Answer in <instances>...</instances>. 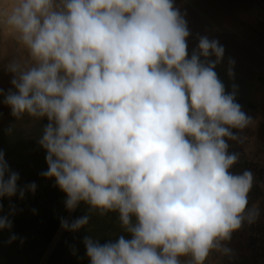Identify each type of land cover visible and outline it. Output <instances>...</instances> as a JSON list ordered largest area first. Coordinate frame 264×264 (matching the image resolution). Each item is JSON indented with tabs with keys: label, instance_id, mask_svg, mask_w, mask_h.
<instances>
[{
	"label": "clouds",
	"instance_id": "obj_1",
	"mask_svg": "<svg viewBox=\"0 0 264 264\" xmlns=\"http://www.w3.org/2000/svg\"><path fill=\"white\" fill-rule=\"evenodd\" d=\"M0 29L27 54L6 65L15 91L4 103L17 120L47 118L41 175L55 179L69 212L88 206L62 229L116 212L130 236H86L90 264H205L229 253L224 242L257 213L244 215L253 175L229 172L239 156L226 138L253 120L214 70L225 52L218 40L199 37L189 58L173 0H3ZM19 178L0 152V199L17 195ZM14 214L0 216V230Z\"/></svg>",
	"mask_w": 264,
	"mask_h": 264
},
{
	"label": "rangeland",
	"instance_id": "obj_2",
	"mask_svg": "<svg viewBox=\"0 0 264 264\" xmlns=\"http://www.w3.org/2000/svg\"><path fill=\"white\" fill-rule=\"evenodd\" d=\"M0 3H3V0H0ZM188 17L196 26V30H189L190 35L187 38L189 58L197 49L199 37L206 36L209 40H218L225 52L223 60L214 70L224 84L225 92L231 93L235 90V101L244 106V50L248 53L252 51L251 45L255 46L259 40H264V31L245 32L256 40L244 41L246 38L244 30L227 29L225 23L227 17L224 15L219 17L222 23L218 25L210 23L208 21L210 16L206 14ZM194 42H197V45L188 44ZM26 55L13 36L0 29V152L5 154L10 169L17 172L20 177L17 182V195L0 199L2 205L0 216H8L11 208H15V214L9 216L12 220L11 230H0V264H90L83 243L86 236L97 239L101 244L115 241L120 235H125L126 238L130 236L120 227L116 212H109L104 216L94 213L91 215L89 225L78 231L62 229V219L66 220L69 217L67 221L71 223L88 214V206L81 203L74 211L69 212L65 207L66 194L56 186L55 179L41 175L47 171L48 166L45 160L46 150L38 141L44 126L48 123L47 118L36 120L25 115L17 120L11 114L10 107L4 103L5 95L10 90L15 91L11 84L13 74L7 71L6 65L11 59L26 58ZM229 60L235 62L232 66L233 77L228 75ZM233 150L236 149H231V154ZM232 167L229 169L231 174ZM32 183L36 185L34 193L27 188ZM19 189L25 190L23 199L19 197ZM34 221L37 222V226L31 227L30 231L35 232L26 238L22 235L23 229ZM13 234L18 239L9 243V238ZM248 234L250 236V232ZM250 242L251 237H249L251 262L264 263V259H255L252 256Z\"/></svg>",
	"mask_w": 264,
	"mask_h": 264
},
{
	"label": "crops",
	"instance_id": "obj_3",
	"mask_svg": "<svg viewBox=\"0 0 264 264\" xmlns=\"http://www.w3.org/2000/svg\"><path fill=\"white\" fill-rule=\"evenodd\" d=\"M173 3L191 31L196 30V26L188 15L201 13L210 16L208 21L214 25L222 23L219 17L224 15L227 17V29L244 30V41L256 40L246 33L264 31V0H173ZM196 43L188 44L195 46ZM251 50L248 53L244 50L246 67L244 66L243 77L244 106H241V110L252 118L253 124L243 130L231 129L238 139L226 142L229 145V154L231 149L242 150L248 158L257 162L264 172V40H259L255 46L251 45ZM247 199V206L257 213L264 225V181L252 184ZM249 237L242 224L240 229L232 233L231 239L224 242L230 250L229 253L225 255L213 251L205 264H254L249 255ZM187 259L190 258L181 257L182 261Z\"/></svg>",
	"mask_w": 264,
	"mask_h": 264
},
{
	"label": "built area",
	"instance_id": "obj_4",
	"mask_svg": "<svg viewBox=\"0 0 264 264\" xmlns=\"http://www.w3.org/2000/svg\"><path fill=\"white\" fill-rule=\"evenodd\" d=\"M232 154H238L239 160L231 169L233 175H241L244 171H250L253 175V183L264 181V172L257 162L251 160L240 150H233ZM253 212L248 206L245 209V217ZM244 227L250 232V253L255 259H264V225L256 215L254 223H248L247 219L243 222Z\"/></svg>",
	"mask_w": 264,
	"mask_h": 264
},
{
	"label": "bare ground",
	"instance_id": "obj_5",
	"mask_svg": "<svg viewBox=\"0 0 264 264\" xmlns=\"http://www.w3.org/2000/svg\"><path fill=\"white\" fill-rule=\"evenodd\" d=\"M20 159V158H19ZM69 218V217H68ZM68 218L66 219V220H68ZM28 220H30V219H28ZM35 227V226H37V222L36 221H34L29 227H27V228H25V229H23V233H22V235H24L26 238L28 237H30L32 234H33V232H35V230H31L30 231V228L31 227ZM52 247H53V244H52ZM52 247L49 249V251H48V253L51 251V249H52Z\"/></svg>",
	"mask_w": 264,
	"mask_h": 264
}]
</instances>
